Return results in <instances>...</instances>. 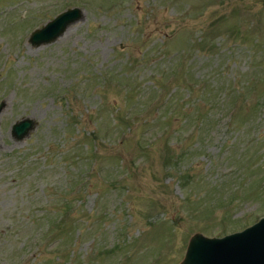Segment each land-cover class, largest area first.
<instances>
[{
	"label": "rangeland",
	"instance_id": "374dc122",
	"mask_svg": "<svg viewBox=\"0 0 264 264\" xmlns=\"http://www.w3.org/2000/svg\"><path fill=\"white\" fill-rule=\"evenodd\" d=\"M0 102V264H178L264 216V0H0Z\"/></svg>",
	"mask_w": 264,
	"mask_h": 264
},
{
	"label": "water",
	"instance_id": "95a60500",
	"mask_svg": "<svg viewBox=\"0 0 264 264\" xmlns=\"http://www.w3.org/2000/svg\"><path fill=\"white\" fill-rule=\"evenodd\" d=\"M81 16L82 11L78 7L64 10L42 27L34 29L28 41L33 46L51 43ZM3 107V102H0V115ZM35 126L34 120L23 118L12 124L11 136L22 140ZM178 264H264V217L241 231L222 237L193 234Z\"/></svg>",
	"mask_w": 264,
	"mask_h": 264
}]
</instances>
